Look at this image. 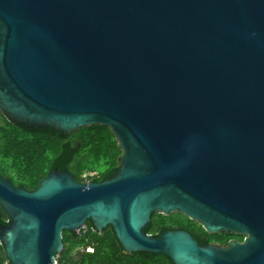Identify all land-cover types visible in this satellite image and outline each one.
I'll return each instance as SVG.
<instances>
[{
    "label": "water",
    "instance_id": "95a60500",
    "mask_svg": "<svg viewBox=\"0 0 264 264\" xmlns=\"http://www.w3.org/2000/svg\"><path fill=\"white\" fill-rule=\"evenodd\" d=\"M0 113L70 134L106 126L116 175L0 176L8 264H56L62 232L110 226L123 253L264 264V0H0ZM179 213L208 234L142 229Z\"/></svg>",
    "mask_w": 264,
    "mask_h": 264
},
{
    "label": "trees",
    "instance_id": "16d2710c",
    "mask_svg": "<svg viewBox=\"0 0 264 264\" xmlns=\"http://www.w3.org/2000/svg\"><path fill=\"white\" fill-rule=\"evenodd\" d=\"M120 154L106 126L91 125L65 134L50 126L29 128L14 124L0 113V176L13 186L32 191L54 169L69 171L80 183L101 182L116 175ZM2 224H7V218L0 208ZM84 227L79 234L62 232L63 247L55 255L56 264H172L163 255L123 253L110 226L98 232L87 220ZM177 229L187 231L199 245L215 243L225 246L229 240L242 242L244 238L224 232L208 234L196 222L179 213L168 216L152 213L150 222L142 231L159 237L165 230ZM76 249L81 251L73 258ZM0 264H8L1 242Z\"/></svg>",
    "mask_w": 264,
    "mask_h": 264
},
{
    "label": "rangeland",
    "instance_id": "374dc122",
    "mask_svg": "<svg viewBox=\"0 0 264 264\" xmlns=\"http://www.w3.org/2000/svg\"><path fill=\"white\" fill-rule=\"evenodd\" d=\"M83 177H86V175H83ZM85 229V227H81L76 233L79 234L81 231H83ZM81 249H76L73 253H72V257L75 258L77 257L78 253H80Z\"/></svg>",
    "mask_w": 264,
    "mask_h": 264
},
{
    "label": "built area",
    "instance_id": "2783aa9c",
    "mask_svg": "<svg viewBox=\"0 0 264 264\" xmlns=\"http://www.w3.org/2000/svg\"><path fill=\"white\" fill-rule=\"evenodd\" d=\"M86 251H90L91 252V249H86ZM56 263V262H55Z\"/></svg>",
    "mask_w": 264,
    "mask_h": 264
},
{
    "label": "flooded vegetation",
    "instance_id": "af4514ba",
    "mask_svg": "<svg viewBox=\"0 0 264 264\" xmlns=\"http://www.w3.org/2000/svg\"><path fill=\"white\" fill-rule=\"evenodd\" d=\"M177 230H181V229H177Z\"/></svg>",
    "mask_w": 264,
    "mask_h": 264
}]
</instances>
